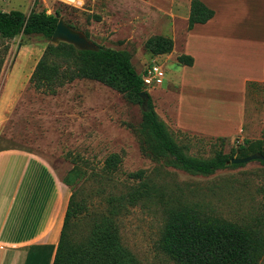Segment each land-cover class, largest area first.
Listing matches in <instances>:
<instances>
[{
    "label": "rangeland",
    "instance_id": "374dc122",
    "mask_svg": "<svg viewBox=\"0 0 264 264\" xmlns=\"http://www.w3.org/2000/svg\"><path fill=\"white\" fill-rule=\"evenodd\" d=\"M186 8V0H0L3 11L58 10L76 30L88 32L92 42L128 51L140 74L150 64L161 66L164 82L147 87V92L173 137L191 154L208 158L223 148L226 153L235 151L236 157L248 142L262 140L264 146V83H249L246 93L237 90L243 77L254 73L253 62L226 63L232 73L224 76L209 73L204 65L205 69L195 67V61L193 66L179 62V55L196 47L189 36ZM156 34L174 39L171 53L153 55L146 48L147 39ZM47 43L39 35L7 39L0 34V151L35 155L63 182L81 166L82 190L92 209L107 207L105 194H97L107 180L94 175L102 172L110 154L118 153L122 171L145 170L185 203L226 220L264 226L260 160L200 175L151 158L142 150V104L91 79H76L56 94L32 86L30 77ZM215 84L223 93H213ZM218 105L222 111L215 109ZM231 110V118L223 117ZM115 181L120 187L133 183L123 173L115 174ZM89 222L83 218L75 229L86 234ZM164 222L160 205L150 202L129 207L119 217L122 242L141 264H174L158 246Z\"/></svg>",
    "mask_w": 264,
    "mask_h": 264
},
{
    "label": "trees",
    "instance_id": "16d2710c",
    "mask_svg": "<svg viewBox=\"0 0 264 264\" xmlns=\"http://www.w3.org/2000/svg\"><path fill=\"white\" fill-rule=\"evenodd\" d=\"M215 14L201 0H191L188 29L197 23H206ZM61 13L46 10H0V34L7 39L19 35H39L48 40L30 77L32 86L44 93L56 94L59 87L76 79L99 81L121 92L134 103H143L141 92L147 86L143 73H139L126 50L95 43L97 50H82L68 42H51ZM97 20L100 16L95 15ZM66 21V20H65ZM67 22V21H66ZM72 28L74 25L67 22ZM88 39V32H84ZM91 41V40H90ZM146 48L153 55L169 54L175 42L170 36H150ZM180 63L192 66L194 57L189 54L178 56ZM140 134L142 150L153 159H162L168 165L191 174L211 175L229 166H239L230 161L234 152L226 153L223 148L215 149L211 157L205 158L190 153V148L173 137L166 123L158 115L151 96L146 109H142ZM222 143L224 138L220 137ZM249 143V142H248ZM241 145L236 157H247L254 153L264 155L262 140ZM122 157L110 154L101 173L94 177L107 180L97 191L105 194V209L90 208L86 193L82 190L84 171L76 166L64 182L72 189L66 209L60 239L53 264H141L135 254L123 244L119 217L129 207L141 203L160 205L165 215L158 246L174 264H264V226L240 224L189 205L159 184L145 171H122ZM264 164V159L260 160ZM123 173L133 183L115 181V174ZM89 219L87 233L79 234L75 226L81 219Z\"/></svg>",
    "mask_w": 264,
    "mask_h": 264
},
{
    "label": "crops",
    "instance_id": "0c3cea01",
    "mask_svg": "<svg viewBox=\"0 0 264 264\" xmlns=\"http://www.w3.org/2000/svg\"><path fill=\"white\" fill-rule=\"evenodd\" d=\"M201 1L215 14L189 29L196 47L183 54L194 57L195 67L222 76L232 73L226 63L253 62L255 71L237 84L238 93H246L249 83H264V0ZM186 3L188 20L191 0ZM211 87L223 93L217 84ZM232 110L223 117L231 118ZM69 198L67 184L37 156L0 151V264H47V253L53 264Z\"/></svg>",
    "mask_w": 264,
    "mask_h": 264
},
{
    "label": "water",
    "instance_id": "95a60500",
    "mask_svg": "<svg viewBox=\"0 0 264 264\" xmlns=\"http://www.w3.org/2000/svg\"><path fill=\"white\" fill-rule=\"evenodd\" d=\"M62 41L71 43L82 50L98 49L97 45L90 41L84 32L72 28L63 17L59 19L58 25L51 39V42L54 44H59ZM141 97L143 98L142 109H146L150 94L146 90H144L141 92ZM256 159H264V155H262L261 153H254L247 157H235L230 162L239 164Z\"/></svg>",
    "mask_w": 264,
    "mask_h": 264
},
{
    "label": "built area",
    "instance_id": "2783aa9c",
    "mask_svg": "<svg viewBox=\"0 0 264 264\" xmlns=\"http://www.w3.org/2000/svg\"><path fill=\"white\" fill-rule=\"evenodd\" d=\"M165 71L161 66L150 64L143 72V80L147 87H152L164 82ZM2 245L0 244V249Z\"/></svg>",
    "mask_w": 264,
    "mask_h": 264
}]
</instances>
